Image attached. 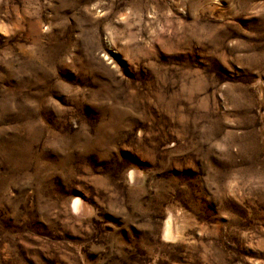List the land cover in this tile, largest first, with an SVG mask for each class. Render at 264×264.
<instances>
[{"label": "rangeland", "instance_id": "obj_1", "mask_svg": "<svg viewBox=\"0 0 264 264\" xmlns=\"http://www.w3.org/2000/svg\"><path fill=\"white\" fill-rule=\"evenodd\" d=\"M0 264H264V0H0Z\"/></svg>", "mask_w": 264, "mask_h": 264}, {"label": "bare ground", "instance_id": "obj_2", "mask_svg": "<svg viewBox=\"0 0 264 264\" xmlns=\"http://www.w3.org/2000/svg\"><path fill=\"white\" fill-rule=\"evenodd\" d=\"M80 206L78 200H75L73 203H72V208L74 209H78ZM171 226H170V222L167 220L164 224V228H163V233L166 235L168 234H171Z\"/></svg>", "mask_w": 264, "mask_h": 264}]
</instances>
